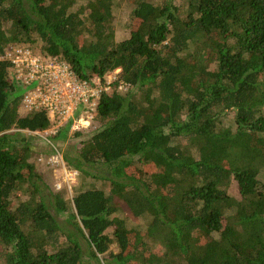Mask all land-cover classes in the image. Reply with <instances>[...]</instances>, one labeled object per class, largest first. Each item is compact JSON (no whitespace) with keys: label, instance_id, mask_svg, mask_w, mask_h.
<instances>
[{"label":"trees","instance_id":"16d2710c","mask_svg":"<svg viewBox=\"0 0 264 264\" xmlns=\"http://www.w3.org/2000/svg\"><path fill=\"white\" fill-rule=\"evenodd\" d=\"M124 1L0 0V264H264V0H132L117 41ZM13 44L121 68L94 124L47 142L108 190L39 170L51 119L23 112Z\"/></svg>","mask_w":264,"mask_h":264},{"label":"built area","instance_id":"2783aa9c","mask_svg":"<svg viewBox=\"0 0 264 264\" xmlns=\"http://www.w3.org/2000/svg\"><path fill=\"white\" fill-rule=\"evenodd\" d=\"M3 57L11 62L12 78L24 90L21 103L23 112L41 109L48 112L52 126L33 132L47 141L60 126L70 125V133L90 128L103 94L115 88L124 91L129 86L119 81L121 68L104 77L83 79L65 61L58 57L47 58L25 44L9 46ZM55 152V157L50 161L54 162L57 158L63 163V154L56 147Z\"/></svg>","mask_w":264,"mask_h":264},{"label":"rangeland","instance_id":"374dc122","mask_svg":"<svg viewBox=\"0 0 264 264\" xmlns=\"http://www.w3.org/2000/svg\"><path fill=\"white\" fill-rule=\"evenodd\" d=\"M134 7V3L132 0H125L122 3V9H118V17H119V23L117 25V31H116V40L121 41L125 38L128 37L129 35V30L125 27V24L128 20L130 10ZM38 136V135H37ZM38 141L36 144H39L41 147H43L44 150L50 151L49 153H44V152H39L36 156V163L38 165L39 170L43 173L44 177L47 179L49 176H53L54 179H50L53 181L52 184H50L52 187L61 189L66 187L68 189V195L70 198L73 197V195L76 193V190L79 189H84V188H89V187H98V188H103V189H109V184L105 181H99L90 177H85V176H80L78 171L69 169L66 164L64 163L65 161L63 160V163H60L57 158L54 159V162H51L50 159L54 158L56 155V152L53 151V148L51 146H48L47 140L44 138L38 136ZM68 143V142H66ZM61 148L60 152L63 154L65 145ZM56 145V144H55ZM62 145V143H61ZM56 148L60 149V145L57 144ZM77 172L75 174L76 176L73 175L74 172ZM230 192L233 194H237V186L234 184ZM144 222V221H142ZM112 249L114 251H118L119 247L117 243H113Z\"/></svg>","mask_w":264,"mask_h":264}]
</instances>
